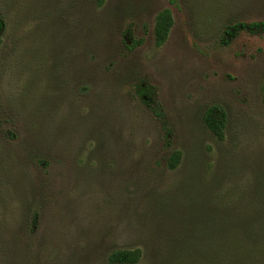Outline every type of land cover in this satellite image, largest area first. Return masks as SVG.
I'll list each match as a JSON object with an SVG mask.
<instances>
[{
	"label": "rangeland",
	"instance_id": "obj_1",
	"mask_svg": "<svg viewBox=\"0 0 264 264\" xmlns=\"http://www.w3.org/2000/svg\"><path fill=\"white\" fill-rule=\"evenodd\" d=\"M0 16V264H111L120 249L185 264L224 213H264V35L222 43L225 26L264 22V0H0Z\"/></svg>",
	"mask_w": 264,
	"mask_h": 264
},
{
	"label": "trees",
	"instance_id": "obj_2",
	"mask_svg": "<svg viewBox=\"0 0 264 264\" xmlns=\"http://www.w3.org/2000/svg\"><path fill=\"white\" fill-rule=\"evenodd\" d=\"M172 22V14L169 9H163L157 14L154 34L158 45L167 37ZM4 28L5 22L0 16V37ZM241 31L264 35V22H237L227 25L223 30L222 43H228L230 37L236 36ZM136 45L137 42H133L132 45H127V48L131 50ZM136 93L141 102L151 109L155 118L162 124L164 145L169 146L171 143V131L166 127L165 116L156 99V91L153 86L148 83L139 84L136 88ZM262 104L264 107V96ZM226 120L225 111L217 105L207 107L203 113L205 126L218 140L223 138ZM180 160L181 154L173 150L166 158V167L174 169L179 165ZM211 198L214 199V197ZM250 199L256 202L255 193L253 198L250 197ZM224 214L227 222L224 223L222 231L218 232L217 235L215 230L213 238L210 237L211 235L204 238L202 249L194 250L191 253V258H188L185 264H264V218H261L264 213L259 214L258 210L253 209L246 210L242 213V221L236 226L231 223V214ZM258 216L261 218L259 225L253 222L254 218H258ZM215 237L220 240L215 239ZM140 258L141 251L139 249H120L109 254L108 262L111 264H136Z\"/></svg>",
	"mask_w": 264,
	"mask_h": 264
}]
</instances>
